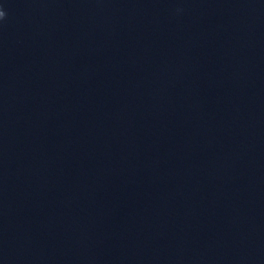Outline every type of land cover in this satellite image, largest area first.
<instances>
[{"label": "clouds", "instance_id": "clouds-1", "mask_svg": "<svg viewBox=\"0 0 264 264\" xmlns=\"http://www.w3.org/2000/svg\"><path fill=\"white\" fill-rule=\"evenodd\" d=\"M4 16H5V12L0 10V19L4 18Z\"/></svg>", "mask_w": 264, "mask_h": 264}]
</instances>
